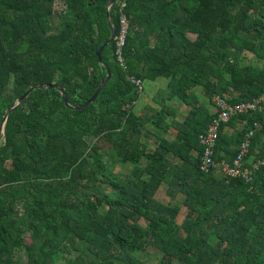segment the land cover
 <instances>
[{
    "label": "trees",
    "instance_id": "1",
    "mask_svg": "<svg viewBox=\"0 0 264 264\" xmlns=\"http://www.w3.org/2000/svg\"><path fill=\"white\" fill-rule=\"evenodd\" d=\"M108 1L0 0V126L29 88L53 86L10 115L0 146V264H151V246L158 264H264V164L252 181L206 173L200 140L216 95H264V0H117L102 53L111 81L74 110L58 86L78 107L102 85ZM130 76L166 78L171 97L146 116ZM261 105L222 125L219 165L248 140L245 166L264 159Z\"/></svg>",
    "mask_w": 264,
    "mask_h": 264
},
{
    "label": "built area",
    "instance_id": "2",
    "mask_svg": "<svg viewBox=\"0 0 264 264\" xmlns=\"http://www.w3.org/2000/svg\"><path fill=\"white\" fill-rule=\"evenodd\" d=\"M128 26L129 20L126 15L122 14L120 31L116 37V54L118 60L121 62H124L123 47L126 41ZM129 78L138 85L140 92H144V81L134 76H130ZM262 101H264V95L261 98L239 103H231L228 97L224 95L219 94L215 96L214 102L217 115L209 125L208 129L200 134V140L204 147L202 155V169L206 173L218 171V173L221 175L229 178L243 177L247 181H252L254 179L255 172L261 164H264V159L254 163L252 167L245 166L244 159L250 147V140L243 144L242 150L239 156L235 159L234 163L223 162L221 165H219L216 160V148L222 125L229 122L236 115L258 110L262 107ZM256 125L259 126L260 123H256ZM254 133L255 131L253 130L250 135L252 136Z\"/></svg>",
    "mask_w": 264,
    "mask_h": 264
},
{
    "label": "rangeland",
    "instance_id": "3",
    "mask_svg": "<svg viewBox=\"0 0 264 264\" xmlns=\"http://www.w3.org/2000/svg\"><path fill=\"white\" fill-rule=\"evenodd\" d=\"M64 9V4L58 3L56 5V10L61 11ZM262 63V62H261ZM260 63V64H261ZM168 80L166 78H159L156 81L146 80L145 85V91L143 92L140 101L141 103L138 105V109L144 113V111L147 113L146 116L151 115L152 110H150V105L155 107H161L162 104H164L167 100L171 97V88L168 85ZM171 102L172 106H175L176 108H179L182 112H185L187 109V105L182 104L179 102L176 98L172 99ZM149 105V106H148ZM215 109V107H214ZM187 112V111H186ZM181 117L182 114L180 115ZM155 131V129H153ZM168 136L172 137V135L169 133ZM152 138V137H151ZM151 140V139H150ZM121 169V165L119 164L117 167V171ZM157 197L159 200L163 202H169L170 201V195L168 193L167 185H163L161 189L159 190ZM187 214V207L185 206L182 210V213L179 216V221L183 222L185 216ZM143 224H146V221H142ZM144 255V258L151 262V264H158L159 261L164 257L163 251L157 247V246H151L149 249L142 253V256Z\"/></svg>",
    "mask_w": 264,
    "mask_h": 264
},
{
    "label": "water",
    "instance_id": "4",
    "mask_svg": "<svg viewBox=\"0 0 264 264\" xmlns=\"http://www.w3.org/2000/svg\"><path fill=\"white\" fill-rule=\"evenodd\" d=\"M116 1L117 0H109L108 5H107V8H108L107 19H108L109 27L111 30V36H110L109 40L97 52V56L99 58L100 63L104 67H106L107 72H108L107 76L103 79L104 81H103L102 85L100 86L99 90L97 91V93L88 102H86L84 105L76 107L70 103L66 89L64 87L58 86V88L60 89V91H61V93H62V95L66 101L67 106L70 107L71 109L84 110L87 107H89L91 104L95 103L97 98L99 97L100 93L102 92V90L111 81L110 79L112 77V74H111L108 66L103 62L102 53H103L104 49L110 43L113 42L115 35H116V29H115V27L111 21L110 13H109L110 8L116 3ZM52 87H53L52 85L45 86V84H36V85H33L31 88H29L21 97L17 98L16 102L7 110L5 117H4V120L0 126V146H1V144L5 138L6 126H7L10 115L27 101V99L30 97V95L33 93V91L40 89V88L50 89Z\"/></svg>",
    "mask_w": 264,
    "mask_h": 264
},
{
    "label": "crops",
    "instance_id": "5",
    "mask_svg": "<svg viewBox=\"0 0 264 264\" xmlns=\"http://www.w3.org/2000/svg\"><path fill=\"white\" fill-rule=\"evenodd\" d=\"M142 102V100L141 101H139V103H141ZM139 103H138V105H139ZM138 107V106H137ZM139 108V107H138ZM141 112V111H140Z\"/></svg>",
    "mask_w": 264,
    "mask_h": 264
}]
</instances>
